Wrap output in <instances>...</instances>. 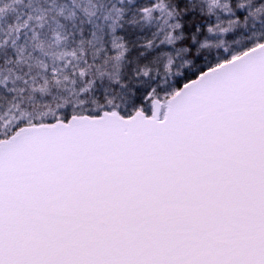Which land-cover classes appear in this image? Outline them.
<instances>
[{"label":"snow or ice","instance_id":"obj_1","mask_svg":"<svg viewBox=\"0 0 264 264\" xmlns=\"http://www.w3.org/2000/svg\"><path fill=\"white\" fill-rule=\"evenodd\" d=\"M0 264H264V0H0Z\"/></svg>","mask_w":264,"mask_h":264}]
</instances>
